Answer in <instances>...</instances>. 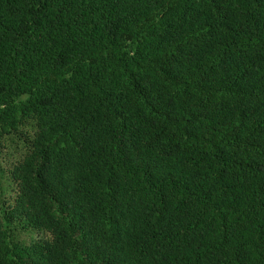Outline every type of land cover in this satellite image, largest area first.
Here are the masks:
<instances>
[{
  "label": "trees",
  "instance_id": "trees-1",
  "mask_svg": "<svg viewBox=\"0 0 264 264\" xmlns=\"http://www.w3.org/2000/svg\"><path fill=\"white\" fill-rule=\"evenodd\" d=\"M2 162L0 264H264V0H0Z\"/></svg>",
  "mask_w": 264,
  "mask_h": 264
},
{
  "label": "rangeland",
  "instance_id": "rangeland-1",
  "mask_svg": "<svg viewBox=\"0 0 264 264\" xmlns=\"http://www.w3.org/2000/svg\"><path fill=\"white\" fill-rule=\"evenodd\" d=\"M4 166V162H2L1 163V165H0V169H2L3 170V167ZM2 179V178H1ZM4 184L2 183V186H3ZM0 193H1V190H0ZM0 198H1V196H0ZM18 237L22 240L23 239V235H18Z\"/></svg>",
  "mask_w": 264,
  "mask_h": 264
}]
</instances>
